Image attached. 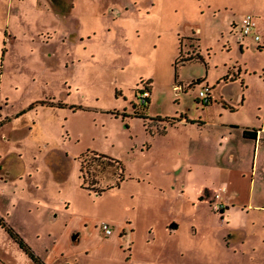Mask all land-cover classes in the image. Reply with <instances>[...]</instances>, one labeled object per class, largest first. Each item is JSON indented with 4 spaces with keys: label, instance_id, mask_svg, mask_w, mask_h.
<instances>
[{
    "label": "rangeland",
    "instance_id": "374dc122",
    "mask_svg": "<svg viewBox=\"0 0 264 264\" xmlns=\"http://www.w3.org/2000/svg\"><path fill=\"white\" fill-rule=\"evenodd\" d=\"M0 112V219L46 264H264V0H0ZM0 264H35L1 224Z\"/></svg>",
    "mask_w": 264,
    "mask_h": 264
},
{
    "label": "crops",
    "instance_id": "0c3cea01",
    "mask_svg": "<svg viewBox=\"0 0 264 264\" xmlns=\"http://www.w3.org/2000/svg\"><path fill=\"white\" fill-rule=\"evenodd\" d=\"M7 118H8V115L6 116V113H1L0 112V129H2L3 128V123L5 122V121H7ZM179 123H187V120H182V121H178ZM195 122H193L192 124H194ZM177 124V123H176ZM175 124V125H176ZM195 124H203V123H199L198 121L195 123ZM199 126H201V125H199ZM247 129H249V128H247ZM243 130V129H242ZM249 130H252V129H249ZM254 130V129H253ZM243 136V135H242ZM244 137V136H243ZM257 137H259V133L256 131V138L254 139L255 141H256V139H257ZM244 138H248V137H244ZM223 139V138H222ZM225 139H227V142H229L230 141V137H228V138H225ZM250 139H252V138H250ZM261 151V149H257V151H256V158H258V155H259V152ZM235 154H233V153H231L230 155H229V161L232 163V159L234 158L233 156H234ZM229 162V163H230ZM230 163V164H231ZM256 165V166H255ZM254 168H255V170L257 169L256 167H257V159H256V162L254 163ZM191 167V166H190ZM197 168L199 169V172L200 173H207V171H209V170H211L210 168H211V166L206 162V160H204V158H202V159H200L199 161H198V163H197ZM213 169H215V175L216 176H218V175H221L220 174V171H221V169L219 168V164L218 165H216V166H213L212 167ZM0 171H1V169H0ZM218 171V172H217ZM0 175H2L1 173H0ZM0 178H2L1 176H0ZM226 185H225V182H220V180L217 182V184H213V187H208V186H204V184L203 185H201V187H199V192L200 193H202V195H201V198H203V197H205V195L206 196H208L209 194L211 195V194H213L214 192H216V191H218L219 192V194H220V199L221 200H224V201H227V203H225V208L227 207V206H229L234 200H235V189L234 188H230V187H228V188H226L224 191H223V189H222V191H219L218 189H216V188H214V187H218L219 189L220 188H223V187H225ZM204 199V198H203ZM225 214H226V212H224ZM112 234V233H111ZM110 234V235H111Z\"/></svg>",
    "mask_w": 264,
    "mask_h": 264
},
{
    "label": "trees",
    "instance_id": "16d2710c",
    "mask_svg": "<svg viewBox=\"0 0 264 264\" xmlns=\"http://www.w3.org/2000/svg\"><path fill=\"white\" fill-rule=\"evenodd\" d=\"M179 47H180V40H179ZM180 50H181V48H180ZM188 60H190V59H188ZM184 62L186 61V60H183ZM175 65H176V63H175ZM148 101V100H147ZM210 102V98H209V100H208V102H206V103H209ZM147 103V102H146ZM204 103V102H203ZM139 114V113H138ZM134 116H138V117H142V118H146L145 116H142V115H134ZM155 120H158V119H155ZM159 121H161L160 119H159ZM179 120H176V119H172V122L170 123V125H175L177 122H178ZM242 135L244 136V137H248V138H252V139H255L256 138V131L255 130H249V129H247V128H244L243 130H242ZM98 156H102L103 158H105V159H107V162H108V164L109 165H117V167L120 169V173H119V176H118V179H122V173H121V171L123 172V170H122V165H121V163H120V161L118 160V159H115V158H113V157H110V156H107V155H104V154H99ZM84 160H82V162H83ZM82 163L80 164V173L82 172ZM79 177H80V179H82V184L84 183V180H83V177H82V175H79ZM119 182V181H118ZM118 182H117V184H118ZM112 185H110V186H107L106 187V189H108V188H112L111 187ZM84 187H86V186H84ZM87 188H89V189H93L94 191H104V189L103 188H101V189H95L93 186H91L90 185V187L88 186ZM0 224L3 226V227H5V229L7 230V232L9 233V235L14 239V240H16L17 241V243L19 244V246L25 251V253L32 259V260H34L36 263H38V264H42V262H41V260H40V258L37 256V255H35L34 254V252L31 250V248L29 247V245L19 236V234L17 233V232H15L11 227H9V226H6L5 225V223H3V221L0 219Z\"/></svg>",
    "mask_w": 264,
    "mask_h": 264
},
{
    "label": "built area",
    "instance_id": "2783aa9c",
    "mask_svg": "<svg viewBox=\"0 0 264 264\" xmlns=\"http://www.w3.org/2000/svg\"><path fill=\"white\" fill-rule=\"evenodd\" d=\"M247 36H251L255 41H259L260 40V36L257 32V20L256 18L252 15V14H246L241 21V25H240V36L238 38V40H242ZM148 90H144L139 97V101L141 104H145L148 100ZM200 97H202V102L206 103L208 102L209 98H204L205 92L204 90H201L199 93ZM216 198H219V195L216 194ZM214 204V203H213ZM220 208V205L215 202L214 204V209H218ZM101 228L103 230V232L105 233V235H110L112 233V230L110 229V227L108 226V224L106 223H102Z\"/></svg>",
    "mask_w": 264,
    "mask_h": 264
},
{
    "label": "flooded vegetation",
    "instance_id": "af4514ba",
    "mask_svg": "<svg viewBox=\"0 0 264 264\" xmlns=\"http://www.w3.org/2000/svg\"><path fill=\"white\" fill-rule=\"evenodd\" d=\"M22 238V237H21ZM23 239V238H22ZM24 240V239H23ZM30 247V246H29ZM31 248V247H30ZM31 250H32V248H31ZM24 253H25V251H24ZM26 254V253H25ZM34 254L35 255H37L35 252H34ZM27 255V254H26ZM38 256V255H37ZM29 257V256H28ZM39 257V256H38ZM30 258V257H29ZM40 258V257H39ZM31 259V258H30ZM32 260V259H31ZM40 260H41V262H42V264H46L45 263V261L44 260H42V258H40ZM35 264H38V263H36L34 260H32Z\"/></svg>",
    "mask_w": 264,
    "mask_h": 264
}]
</instances>
